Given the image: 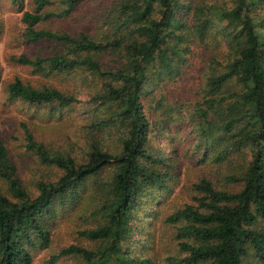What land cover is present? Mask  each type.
I'll return each mask as SVG.
<instances>
[{
	"label": "trees",
	"instance_id": "trees-1",
	"mask_svg": "<svg viewBox=\"0 0 264 264\" xmlns=\"http://www.w3.org/2000/svg\"><path fill=\"white\" fill-rule=\"evenodd\" d=\"M12 1L22 9L23 0ZM57 1L60 10L52 11L47 8L54 0H34V9L22 17L26 42L52 41L57 48L45 57L22 55L16 61L38 73L84 69L98 77L102 84L98 81L101 87L92 96L99 108L108 109V118L95 125L105 133L118 123L123 128L120 150L112 152L94 142L87 161L79 163L72 155L48 150L23 124L27 148L42 162L62 170L58 180L39 182L34 196L0 139V178L11 195L0 187V264H33L34 251L49 246L44 220L52 217L56 200L76 197L86 179L107 167L114 174L109 201L102 208L106 222L81 231L82 236L106 245L97 250L70 245L61 254L80 255L87 264L150 262L135 258L121 245L138 199L152 185H166L169 174L160 166L161 158L147 147L151 123L142 99L152 85L176 74L190 43L209 47V39L219 43L210 42L214 54L225 48L220 52L224 58L212 57L220 68L207 77L204 101L195 107L200 139L195 146L201 162L215 155L214 162L220 164L236 151L243 164L226 177L238 189H218L203 178L194 185L201 195L197 203L169 215L185 255L169 257L167 264H249L250 257L264 264V0H107L94 11L96 36L84 30L39 28L44 20L67 19L88 0ZM107 55L116 61L106 60ZM8 92L13 100L37 105L68 106L77 101L69 92L38 88L20 77L9 84ZM57 258L52 257V262Z\"/></svg>",
	"mask_w": 264,
	"mask_h": 264
},
{
	"label": "rangeland",
	"instance_id": "rangeland-1",
	"mask_svg": "<svg viewBox=\"0 0 264 264\" xmlns=\"http://www.w3.org/2000/svg\"><path fill=\"white\" fill-rule=\"evenodd\" d=\"M54 1L56 3L51 4L48 10H60L58 1ZM106 1L83 2L67 19L44 20L39 28L71 33L84 30L96 36L99 26L94 11ZM23 2L20 9L12 0H0V139L17 166L23 185L35 196L39 182L58 180L62 170L42 162L36 153L27 148L23 124L48 150L72 155L79 163L87 161L94 142H100L103 149L119 151L123 128L118 123L112 124V128H106L102 133L95 125L98 120L108 118V109L99 108L94 101L95 95L92 94L95 89H100L102 82L91 72L80 69L75 72L38 73L32 67L16 61L22 55L45 57L57 48L52 41H25L26 26L22 17L25 11L33 10L35 4L34 0ZM208 42L209 47L197 42L190 43L184 55L186 60L175 71L176 74L171 78L165 77L158 85H152L142 99L151 123L147 147L161 158L163 163L160 166L169 171L164 178L166 185L154 184L138 199L129 222V234L121 242L122 248L135 258L150 259L145 264H167L169 257L185 255L180 248L176 225L168 222V217L189 203H197L195 199L201 195L194 189L196 183L207 178L218 189H238L237 184L226 177L238 172L243 158L234 151L230 159L223 163H215V155L201 162V152L195 146L200 140L195 107L204 101L202 90L207 77L215 73V67L220 68L211 62L212 57L224 58L220 52L225 48H217L219 54H214L211 43H219L214 39ZM106 60L114 63L116 58L107 55ZM16 77L38 88L54 87L69 92L77 97V101L61 106L58 103L37 105L21 99L13 100L9 96L8 86ZM113 174L114 169L107 167L86 179L78 188L76 197L64 195L56 200L52 217L44 220L49 231V246H40L34 251L33 264H87L80 255L61 254L62 249L80 245L97 250L106 245L82 236L81 231L105 224L102 208L109 201L108 191ZM0 187L11 197L2 178ZM54 256L58 258L52 262ZM248 262L260 264L254 257H250Z\"/></svg>",
	"mask_w": 264,
	"mask_h": 264
}]
</instances>
